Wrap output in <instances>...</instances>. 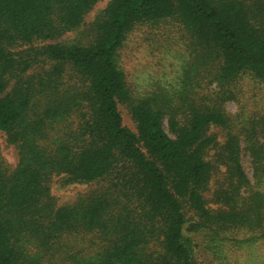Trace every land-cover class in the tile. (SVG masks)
Masks as SVG:
<instances>
[{
    "label": "trees",
    "instance_id": "16d2710c",
    "mask_svg": "<svg viewBox=\"0 0 264 264\" xmlns=\"http://www.w3.org/2000/svg\"><path fill=\"white\" fill-rule=\"evenodd\" d=\"M98 1L0 0V132L18 156L10 171L0 153V264H200L199 235L226 263L264 243V110H224L241 78L264 86V0H110L88 42H58ZM167 19L191 39L187 82L135 99L118 51ZM53 177L99 188L58 207Z\"/></svg>",
    "mask_w": 264,
    "mask_h": 264
},
{
    "label": "rangeland",
    "instance_id": "374dc122",
    "mask_svg": "<svg viewBox=\"0 0 264 264\" xmlns=\"http://www.w3.org/2000/svg\"><path fill=\"white\" fill-rule=\"evenodd\" d=\"M110 0H99L84 17L83 25L74 31L64 34L58 42L86 43L90 40V24L97 18ZM191 39L184 28L174 19L163 20L156 24L136 26L118 51V65L121 68L126 86L131 97L141 99L155 92H176L181 89L184 70L191 64ZM214 84L209 86L203 81L202 92L214 91ZM201 92V90H196ZM122 123L135 131L125 105H118ZM225 112L230 116L236 114L253 115L264 110V86L248 78H241L237 85V100L224 104ZM167 132V122L163 121ZM217 139H223L220 129H212ZM0 153L7 168H15L18 156L17 149L7 143L6 136L0 132ZM241 165L248 178H251L250 158L241 153ZM99 188L98 184L63 185L61 178L53 177L50 182V193L60 207L75 202L80 196ZM196 255L200 264H264V243L238 251L230 250L227 261L217 262L205 247L204 238L196 236ZM28 252L34 254V248L26 244ZM83 253H91L90 238H86L79 247Z\"/></svg>",
    "mask_w": 264,
    "mask_h": 264
}]
</instances>
